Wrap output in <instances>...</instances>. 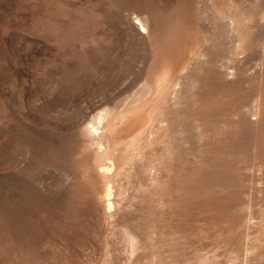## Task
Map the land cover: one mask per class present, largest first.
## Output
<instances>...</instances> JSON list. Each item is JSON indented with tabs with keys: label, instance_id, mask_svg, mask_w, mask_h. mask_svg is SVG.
<instances>
[{
	"label": "rangeland",
	"instance_id": "obj_1",
	"mask_svg": "<svg viewBox=\"0 0 264 264\" xmlns=\"http://www.w3.org/2000/svg\"><path fill=\"white\" fill-rule=\"evenodd\" d=\"M0 264H264V0H0Z\"/></svg>",
	"mask_w": 264,
	"mask_h": 264
}]
</instances>
